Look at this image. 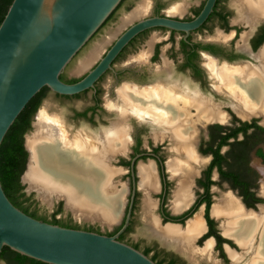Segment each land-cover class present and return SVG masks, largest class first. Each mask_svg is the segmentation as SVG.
<instances>
[{
	"label": "bare ground",
	"instance_id": "6f19581e",
	"mask_svg": "<svg viewBox=\"0 0 264 264\" xmlns=\"http://www.w3.org/2000/svg\"><path fill=\"white\" fill-rule=\"evenodd\" d=\"M184 6L185 3H181L170 13L182 14ZM233 6L238 10V18L248 24L264 12V0H233ZM146 10L147 5L142 3L125 19V23L141 17ZM217 38H220L219 35ZM97 53L96 49L76 72L81 73L93 63L99 55ZM258 56L262 61V70L245 66L218 67L211 60L206 68L216 83L214 87H217V92L230 95L225 97L230 100L229 106L239 117L249 119L259 116L264 125V48ZM117 93L115 100L108 98L105 103L109 111L117 114L116 122L99 136L84 131L70 137L57 116H49L46 109H41L35 117L36 130L26 139L31 156L24 181L45 198L52 195L62 198L78 218L91 217L102 222H114L119 215L122 195L113 187L112 181L117 171L110 166V160L127 150L129 129L126 122L129 115H133L141 121L148 120L152 125L164 127L156 138L162 140L168 137L172 144L170 152L173 156L167 166L171 177L177 179L173 211L182 210L192 200L191 177L195 174L194 165L199 164L200 160L194 150L195 125L225 123L226 115L216 109L219 106L212 107L205 99L177 84L157 83L153 88L143 89L128 85ZM191 110L195 111L194 115ZM253 166L262 176L261 191L264 197V166L258 161L253 162ZM153 169L150 165L139 166L138 169L139 187L146 196L143 205L144 223L154 233L186 250L194 234L202 230L200 214L187 223L184 231L174 227L160 228L153 215V203L147 197L149 192L157 189ZM261 206L259 212L245 213L238 201L226 194L211 210L213 216L224 218L221 225L225 234L232 237L246 255H250L248 264H264V206ZM254 244L256 247L251 251Z\"/></svg>",
	"mask_w": 264,
	"mask_h": 264
},
{
	"label": "flooded vegetation",
	"instance_id": "af4514ba",
	"mask_svg": "<svg viewBox=\"0 0 264 264\" xmlns=\"http://www.w3.org/2000/svg\"><path fill=\"white\" fill-rule=\"evenodd\" d=\"M168 1L169 0H152V2H150L149 5L150 7L149 15L140 18L144 19L150 17H168L180 21H191L200 13L206 2V0H185L186 4L184 6V12L182 14H173V13L166 14L164 12V6H165V2L168 3ZM178 1L181 3V0ZM126 2H128V0H125L119 6V9L123 5H125ZM116 12L114 13L113 17L110 20L114 18ZM238 17H239L238 10L233 6V0H216L213 10L206 19V21L197 30L189 32L188 35H185L182 32H175L162 28H154L143 31L142 33L134 37L122 49V51L117 55V57L114 59L113 63L111 64L112 69L108 70L104 75H102V77L95 83L92 89L84 91L75 96H70L61 99L70 100L74 98L87 96L90 94V105L83 111H75L74 117L75 119H84L85 121H88L92 125L95 124L96 117L100 118V120L102 119V113L105 111H108L109 113L116 116L117 114L116 113L114 114L113 112L109 111L105 107V105H104L105 109L102 107L101 94L103 92L102 91L103 89L101 83L106 76L111 75L114 82L112 86L114 85L120 86L121 84L120 82L125 80L127 76L132 77L134 81H130L125 84H129V86L139 89H143L145 87L153 88V86H155L157 83L167 84L168 81L170 83L177 82L180 84V87H183L181 85L187 86L188 88L186 87L183 88L188 90L189 93L195 94L205 99L212 107L216 108L218 106L216 105L217 103L214 101L215 96H220L225 100L227 104L228 102H230V100L227 97L226 99L225 96H230V95H228L225 92L224 93L217 92L218 91L217 87H214L216 86V83L214 79L210 76L206 68L209 60L216 63L218 67H221L222 65H226L227 67L245 66L250 68L252 67L251 69L253 70L254 69L262 70V65H261L262 61L260 60L258 55H260L261 50L264 48V12H262L258 17H256V20L253 23H249V24L243 20H240ZM137 20L138 19H136L133 23H135ZM102 28L97 31V33L91 38V40L102 30ZM124 31H122L118 35V37ZM153 32H158V33L149 37ZM212 35H215V38L217 35H219L220 38L205 40L206 37H210ZM244 36H246L245 39ZM242 37L244 40L243 42H242ZM147 39H149V42L146 43ZM115 40L106 48V50L100 56V58L105 55V53L112 46ZM145 43L146 45H144ZM87 44L85 45V47L87 46ZM143 45L145 48L144 49L145 51L143 53L146 54L144 60L142 58L139 59V61L138 59L136 60V58H138V56L142 54L140 53L131 62H128L125 65L121 66V64L125 62L124 60L128 56H130L132 53H135L136 50H138L140 47H143ZM162 46H165V51L163 56L166 57V59H164V61H160L161 65H155V63L158 62V60L160 59ZM100 58L92 65V67L89 70L95 67V65L98 63ZM162 66L165 67L166 69H164ZM139 68H141V70H139ZM146 68H149V71H146ZM66 69L60 75H66ZM88 71H86L83 75L76 78L75 77L69 78L66 76V80L77 79L79 81L87 74ZM174 73L187 75L191 80H193V82L197 85V87L190 86L186 82L178 80V78L174 79L175 78L173 76ZM148 75L152 76L153 78H156L155 81L147 84L145 80L148 77ZM117 90L118 88L115 89V95H117ZM53 95L56 97L59 96L54 93ZM116 98L117 97L115 96V99ZM218 104L221 105V109L219 107H217L216 109L219 110L220 112H223L226 115V122L225 123L212 122V123L203 124L202 126L204 127L205 132L203 137L198 141V144H197L198 135L196 134L197 136L194 137L195 138L194 150L197 155V159L199 158L200 160L198 159L199 164L194 165L196 168L194 171L195 174H193L191 177L190 193L192 194V200L185 208H183L178 212L173 211V199H174L173 197H174V192L176 191L177 188V179L171 177V174L167 166V163L173 156L172 153L170 152V147L172 144L168 137H165L162 140L159 137L156 138L159 130L161 128L163 129L164 127L154 124L152 125V123L149 122L148 120L141 121L133 115H129L127 119L128 122L130 118H134L137 124L140 125V127L142 126L150 127L153 135V139L147 141L149 148L144 149L143 148L144 140L142 136L144 134L143 127L137 131L135 136H132L130 134V127H128L129 139L127 140L126 143V149L129 148L130 145H132L130 146L131 151L129 153V158L121 157L118 159L117 162V165L120 168L124 169V171L126 172L127 179H129V183H130L131 181L130 163L136 156L142 155L135 160L133 167V174L136 181V191H135V197L132 207V215L130 220L132 222V230L135 222V214L138 207L139 195L141 193L142 195L145 196L144 191L141 190L139 187V174H138L139 166H143V165L146 166L150 165L152 168H154L153 170L157 178V189L149 192V195L147 197L150 198L151 194L159 193L156 196L157 201L151 203H153L152 204L153 215H154V207L156 208L157 211V214L154 216L156 217L158 225L159 222L161 221L160 224L161 226L159 225L160 228L174 227L180 229L179 226H173V225L166 226V223L172 222L175 223L176 225H181L182 228L180 230L184 231L185 229H187V223L190 220H192L197 214H200V218L202 221L201 223L203 224L202 230L194 234V237L190 242V246L189 248L186 247V250H184L185 247H181L175 244L174 242L166 240L164 236L159 235L158 233H154L152 230H149V233L150 231H152L154 235L159 236L160 238H163L168 242L164 243L163 241H160L158 238L153 237L151 234H150V237L152 238L151 240H146L144 242L143 241L124 242L132 247H135L138 251L142 253L148 250V257L152 259L156 264H201V263H205L203 261L206 262L211 261L214 264H229L230 262L231 264L232 263L248 264L250 261V255L249 254L246 255L244 249L232 237L225 234L224 232L225 230L222 229V225H221L222 222L224 221V218L221 217L217 218L212 215L211 210L213 205L215 203H218L223 198L222 196L221 199L217 200L216 196H214L213 193L216 188L215 186L221 188L223 187L227 188L230 191V193H225L224 195L226 194L232 195L238 201L243 212L256 213L259 212V210H257L256 212L246 211L242 207V206L246 207V205L244 204L242 197L239 196V192L237 190L235 191L231 189L230 185L227 182H221L216 169H213L210 176V180L217 184L210 186L209 193L211 195L212 203L208 210L209 218L213 220L214 225L209 226V224L205 219L206 205L204 203L200 204L198 207H195L196 202L204 194V188L199 186L197 182L198 180H204L203 173H205L209 164L212 161L211 155L205 156L202 155L199 151V147L202 146V142L208 140L209 127L212 125L232 127V120L236 118L240 122L250 123L252 121H255L258 126L264 128L262 122L261 124H259V121L257 120V119L262 120L261 117L251 116L250 117L251 120L249 122L242 121L248 119H242L241 117H239L233 111V109L228 105L226 104L222 105L224 103H218ZM94 106H96V109H94L93 111L86 112L87 109ZM223 106L225 107L227 106L226 109H222ZM85 112H86L85 118L78 117V115L83 114ZM191 112L193 115L195 114L194 110H191ZM196 130H197V126H196ZM103 131H108V130H101L99 132L97 131L98 133L96 135H98L100 132ZM166 145L169 146V153L171 157L167 161L165 159V156L163 155V149L165 148ZM260 147L263 150L264 143ZM227 149H228L227 147L222 148L221 153L226 152ZM127 152L125 151L123 155H127ZM204 158H206L207 160L206 165L200 170L199 166H201L205 161ZM254 158L257 157H252V159L249 162V167L253 169L257 174L255 180V184L257 185V188L256 190H251L252 192L255 193L254 197L261 200V203L255 204L254 209H256V205L264 203V197L259 196L257 193L258 185L261 184L262 176L259 173V171L256 170V168L254 169L251 166V162ZM257 159L260 160L258 161L260 165L264 166L262 160L260 158ZM140 161H144L148 163L144 164L143 162L140 163ZM126 162H129L128 167L123 165ZM172 182L174 183V186H172ZM172 187H174L173 191L171 189ZM130 190H131V183H130ZM171 191H172L171 206L168 207L167 202ZM144 200H143V205H144ZM249 202H251V200H249ZM186 213L189 214L184 216ZM220 221L221 224L219 225L218 222ZM218 236L224 241H221V239L219 240V238H217ZM255 238H254L255 242H257L256 241L257 238L256 239ZM253 246L251 247V251L254 250L256 247L255 244ZM234 248L239 249L240 252L239 253L236 252L235 250H233ZM0 264H6V263L0 262Z\"/></svg>",
	"mask_w": 264,
	"mask_h": 264
},
{
	"label": "water",
	"instance_id": "95a60500",
	"mask_svg": "<svg viewBox=\"0 0 264 264\" xmlns=\"http://www.w3.org/2000/svg\"><path fill=\"white\" fill-rule=\"evenodd\" d=\"M121 1H12L0 24V145L16 118L42 88L46 87L51 94L64 97L92 89L102 75L112 69L111 64L122 49L138 34L149 29L162 28L188 35L206 21L216 2L206 0L200 13L191 21L168 17L138 19L125 29L82 79L72 84L61 81L60 74L66 68V71L69 69ZM129 2L130 0L126 4ZM250 120L251 118L242 121ZM29 133L24 136L28 158L21 176V184L28 187L25 193L35 191L37 199L48 209L52 208L54 202L61 200L64 210L73 214L62 198L53 195L45 198L36 188L29 187L24 181L31 156L26 146ZM116 156L110 160L111 166ZM140 156L142 155L136 156L130 163L131 190L124 222L120 230L112 236L65 228L34 219L9 201L0 182V253L6 247L21 256L44 264H156L142 252L118 240L131 220L136 191L133 167L135 160ZM112 168L118 173L124 171L122 168ZM260 206L261 204H258L256 208ZM242 207L246 211L255 212V209ZM167 225L182 228L172 222L166 223ZM150 234L164 243L168 242L154 235L152 231Z\"/></svg>",
	"mask_w": 264,
	"mask_h": 264
},
{
	"label": "trees",
	"instance_id": "16d2710c",
	"mask_svg": "<svg viewBox=\"0 0 264 264\" xmlns=\"http://www.w3.org/2000/svg\"><path fill=\"white\" fill-rule=\"evenodd\" d=\"M12 1L13 0H0V24ZM124 1L125 0H122L119 6ZM119 6L109 16L102 27L111 21L110 19L119 9ZM60 80L68 84L78 81L77 79L66 80V75H60ZM49 93L50 90L44 87L29 101L9 128L0 145V182L2 189L6 197L16 208L34 219L65 228L100 233L99 228L93 226L81 227L76 224L69 215L64 216L61 203H59L56 209L49 215L46 212H40L41 210L37 202L33 199V196H28L25 193L24 186L21 184V176L25 171L28 158L24 146V136L32 130L34 116ZM58 97L66 98L64 96ZM94 109H96V106L87 109L86 112L93 111ZM86 112L78 115V117L85 118ZM208 130V140L202 142L199 151L202 155H211L212 161L205 173H203L204 180H198L197 182L199 186L204 188V194L196 202L195 207H198L202 203L206 205L205 219L210 226L214 225V223L208 215V210L212 203L209 189L210 186L217 184L210 180L213 169L217 170L221 182H227L231 189L239 192V196L242 197L247 208L254 209L255 204L261 203V200L255 198V193L251 191L257 188L255 184L257 174L249 167V162L252 157H257L264 163V154L260 147L264 143V128L258 126L255 121L247 123L240 122L234 118L232 120V127L212 125ZM224 147L228 149L226 152L221 153ZM123 165L128 167L129 162ZM249 200H251V202H249ZM188 214L189 213H186L184 216ZM123 222L124 219L118 227L105 235H115L122 227ZM131 231L132 222L130 221L128 227L119 236L118 240L125 242L126 237ZM217 238H219V240L221 239L219 236ZM221 241L224 240L221 239ZM143 254L148 256V250ZM0 262L6 264H44L21 256L6 247H4L0 253Z\"/></svg>",
	"mask_w": 264,
	"mask_h": 264
},
{
	"label": "rangeland",
	"instance_id": "374dc122",
	"mask_svg": "<svg viewBox=\"0 0 264 264\" xmlns=\"http://www.w3.org/2000/svg\"><path fill=\"white\" fill-rule=\"evenodd\" d=\"M150 2H152V0H130L129 3L123 5L115 14L114 18L108 22L103 28L102 30L94 37V39L89 43V45L84 49V51L79 55V57L74 61V63L69 67V69L66 71V76L69 78L72 77H79L81 75H83L86 71H88L92 65L100 58V56L104 53V51L106 50V48L118 37V35L124 31L130 24H132L134 21H131L129 23H125V19L133 12L135 11L138 7H140V5L142 3H145L147 5V10L146 13H144V15L141 16V18L146 17L147 15H149L150 12ZM181 3H185V0H181ZM178 0H169L168 3L165 2V6H164V12L166 14H170V12H172L171 8L176 7L177 5L181 4ZM177 4V5H176ZM149 7V9H148ZM172 8V9H173ZM183 16V15H181ZM140 17H138L137 19H141ZM245 32V31H243ZM158 32H153L149 37H151L152 35L156 34ZM218 36V35H217ZM215 35H212L210 37H206L205 40L208 39H218ZM242 41H243V37H242ZM149 42V39H147L146 43ZM146 43L144 45H146ZM238 43V42H237ZM143 47H140L138 50H136L135 53H132L130 56H128L121 64V66L125 65L128 62H131L133 59H135L140 53L138 58H136V60L138 59H145L146 54L143 53L145 50ZM96 49L98 50L99 54L97 56V59H95V61H93V63H91L87 68H85L84 70H82L81 73H77L76 70L77 68H79V66L83 63H85L88 58H90V56L92 55V52L94 53L96 51ZM161 55H160V59L158 60V62L155 63V65H161L160 61H164V59H166V57L163 56L164 51H165V46L161 47ZM164 66V65H163ZM162 66V67H163ZM139 70H141V68H139ZM146 71H149V68H146ZM150 74V73H149ZM175 78L178 80H181L183 82H186L187 84H189L190 86L193 87H197V85L193 82V80H191L187 75L184 74H179V73H174L173 75ZM156 78H153L152 76H149L146 78L145 82L147 84L154 82ZM126 80V81H125ZM125 80H123L122 82H120V86H112L113 82V78L111 77V75H108L105 77V79L102 81L101 86H102V107L104 108V105L106 103V99L110 98L109 100H114L115 99V89L118 88L117 92L124 86H128L129 84H125L128 83L130 81H134V79L132 77L127 76L125 78ZM138 82V81H137ZM168 83H170L168 81ZM170 84H177L180 85L179 83L175 82V83H170ZM183 87L188 88L185 85H181ZM207 93V92H206ZM118 94V93H117ZM211 97V96H208ZM226 98V97H225ZM227 99V98H226ZM216 105L219 106V108L221 109V105L218 103H224L222 105H225L226 102L223 98H221L220 96H215V100ZM90 105V94L87 96H83L80 98H74V99H70V100H66V99H61L58 98L56 96H54L53 94L49 93L47 95V97L43 100V102L41 103L38 112L41 109H46L47 110V115L49 116H57L62 123L64 124V128L67 131L68 135L70 137H73L74 135L78 134V133H88V134H94L95 136H99L102 132H100L98 135H96L99 131L102 130H108L110 129V127H112V125L116 122V116H114L113 114L109 113L108 111H105L102 113V119L100 120V118L96 117L95 118V124L92 125L90 124L88 121H85L84 119H75L74 117V112L75 111H83L85 110L88 106ZM229 106V102L226 104ZM227 107V106H226ZM225 106L222 107V109H226ZM230 107V106H229ZM105 109V108H104ZM37 112V113H38ZM37 116V114H36ZM262 119V117H261ZM259 121V124H261V122L263 121L260 119H257ZM33 125L36 123V119H33ZM113 123V124H112ZM126 125L128 127H130V134L132 136H135L137 131L139 129H141L143 127L144 129V134L143 136V148L144 149H148V144L147 141L153 139V135H152V130L150 127H140V125L137 124V122L135 121L134 118H130V120L126 123ZM203 124L200 123H196L195 126H197V130L195 128V136L198 135L197 138V144L198 141L203 137L205 129L202 126ZM36 130V127L34 125V127L32 128V130L30 131V133L28 134V136H31ZM98 131V132H97ZM198 131V132H197ZM197 134V135H196ZM93 135V136H94ZM27 136V138H28ZM27 144V141H26ZM154 144V143H153ZM132 146V145H130ZM129 146V148H127L128 150H126L127 155H123V154H119L116 156V160L112 161V166L115 168H120L117 165L118 159L123 157V158H129V153L131 151V147ZM197 147V146H196ZM263 154H264V148H263ZM163 155L165 156L166 161L168 159H170V153H169V146L166 145L165 148L163 149ZM205 161L203 162V164L200 167V170L206 165V158H204ZM255 161H260L257 158H254L251 162V166L252 168H254L253 166V162ZM144 163L147 164L148 162H144V161H140V163ZM111 166V165H110ZM111 166V167H112ZM114 169V168H113ZM255 169V168H254ZM117 171V170H116ZM117 175V176H116ZM113 178L112 184L113 187L115 189H117L118 191L121 192V205H120V211H119V215L117 217V219L112 222V223H108V222H102V220L100 219H96V218H85V217H81V218H77L79 216H77L75 213L71 214L69 211L64 210L63 207V202L61 200H59L58 202H54L53 206L51 209H48L47 206L42 203L40 200L37 199L36 193L35 191H30L29 194H27L28 196H33V199L37 202L38 207L40 208V212H46L48 215L51 214L57 207V205L59 203L62 204V209H63V215H69L71 217V219L78 224L79 226H93L95 228H99V232L100 234H106V233H110L112 232L116 227H118L123 220L124 214H125V210H126V206H127V202L129 199V194H130V183H129V179H127V175L125 171H120L116 174ZM262 184L258 185V190L257 193L259 196H262V188H261ZM24 186V190H26L28 187L26 184H23ZM172 186H174V183L172 182ZM215 191H214V196H216L217 200L221 199L222 196L225 193H230V191L223 187H218L215 186ZM172 191L174 190V187L171 188ZM172 191L170 193V196L168 197V202L167 205L168 207L171 206V196H172ZM195 191V190H194ZM159 193H153L150 195V200L151 202H155L157 201V195ZM143 200H144V195H142L140 193L139 195V200H138V207H137V211L135 214V222H134V226H133V230L131 231L130 234H128V236L126 237V242L128 241H146V240H151L152 238L150 237V233H149V227L144 223V210H143ZM262 206L264 205V203L261 204ZM258 210V208L255 209V212ZM157 214L156 208L154 207V215ZM76 215V216H74ZM219 225L221 224V221L218 222ZM224 235V234H223ZM231 239V238H230ZM233 250H235L236 252H240L239 249L234 248ZM205 263H201V264H214L211 261L206 262L203 261ZM231 264V262L229 263ZM233 264V263H232Z\"/></svg>",
	"mask_w": 264,
	"mask_h": 264
}]
</instances>
